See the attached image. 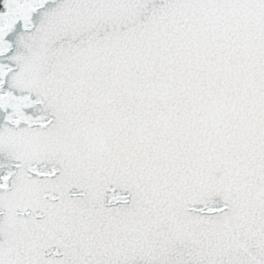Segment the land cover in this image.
Wrapping results in <instances>:
<instances>
[{
    "label": "snow or ice",
    "instance_id": "6c2138e0",
    "mask_svg": "<svg viewBox=\"0 0 264 264\" xmlns=\"http://www.w3.org/2000/svg\"><path fill=\"white\" fill-rule=\"evenodd\" d=\"M0 264H264V0H0Z\"/></svg>",
    "mask_w": 264,
    "mask_h": 264
}]
</instances>
